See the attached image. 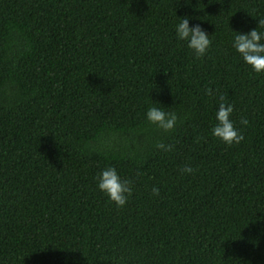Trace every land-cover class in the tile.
I'll use <instances>...</instances> for the list:
<instances>
[{"label": "trees", "instance_id": "16d2710c", "mask_svg": "<svg viewBox=\"0 0 264 264\" xmlns=\"http://www.w3.org/2000/svg\"><path fill=\"white\" fill-rule=\"evenodd\" d=\"M177 17L211 36L205 57ZM258 17L264 0H0V264H264V73L231 48ZM205 88L241 143L211 136ZM107 166L133 181L123 208L96 189Z\"/></svg>", "mask_w": 264, "mask_h": 264}, {"label": "clouds", "instance_id": "9594fccd", "mask_svg": "<svg viewBox=\"0 0 264 264\" xmlns=\"http://www.w3.org/2000/svg\"><path fill=\"white\" fill-rule=\"evenodd\" d=\"M257 26L247 32L233 31L231 48L239 58L248 65L254 73H264V17H258ZM173 33L177 41L183 43L194 58L200 59L208 53L212 39L200 24L189 26V18H178L173 24ZM205 94L213 96L218 101L214 113L215 123L210 129L211 136L227 146L237 145L244 139L242 129L237 127L232 117L233 104L226 100L223 93L215 89L205 88ZM144 118L150 125H154L163 134L172 133L181 122V117L174 110H166L159 103L154 102L147 107ZM239 124L246 127L247 119L241 118ZM154 147L164 153L171 152L173 145L156 140ZM197 171L190 164L180 169L182 175H192ZM96 189L107 197V200L118 209L125 207L134 191V184L130 178L122 177L116 168L107 166L101 168L93 177ZM151 194L160 195V188L153 185Z\"/></svg>", "mask_w": 264, "mask_h": 264}]
</instances>
